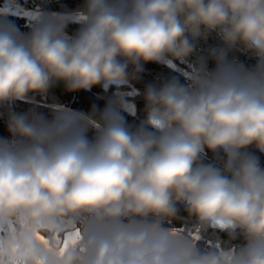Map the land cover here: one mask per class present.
<instances>
[{
	"label": "clouds",
	"instance_id": "9594fccd",
	"mask_svg": "<svg viewBox=\"0 0 264 264\" xmlns=\"http://www.w3.org/2000/svg\"><path fill=\"white\" fill-rule=\"evenodd\" d=\"M69 22L81 25L71 37ZM213 32L223 44L209 54L215 67L200 58L187 84L148 86L134 127L121 94L88 114H9L0 264H264V166L249 151L264 154V0H85L74 13L38 14L28 33L0 20V105L34 104L59 83L130 86L146 63L189 64ZM234 49L257 63L229 61ZM206 151L222 152V165L204 163ZM177 219L196 237L226 232L229 246L200 249L165 226Z\"/></svg>",
	"mask_w": 264,
	"mask_h": 264
},
{
	"label": "trees",
	"instance_id": "16d2710c",
	"mask_svg": "<svg viewBox=\"0 0 264 264\" xmlns=\"http://www.w3.org/2000/svg\"><path fill=\"white\" fill-rule=\"evenodd\" d=\"M3 0H0V3ZM25 8L38 7L46 12H61L69 13L76 12L83 8L85 0H15ZM7 20L14 24L22 33H28L32 29V25L26 23L24 17L19 16H0V20ZM81 25L77 22H69L66 32L74 35ZM223 47L222 41L218 38L215 32L211 33L205 40L203 38L196 42V50L192 57L189 58V64H181L176 61L173 65L162 63H146L143 66V71L137 79L132 80L130 86H123L117 89L115 86L109 87L107 90L101 85L94 86L90 91L80 90L68 92L65 90L64 84L59 83L51 88L45 96L37 95L34 104L17 101L12 104L0 105V137H9L7 129V121L10 113L23 114L30 110L44 118L51 120L54 115L61 109H69L75 112L90 113L95 107L98 111L103 110L110 100L115 95H123L129 102L134 105V113H123L128 124L133 127L138 125L145 118V91L150 85L159 87L166 81L176 78L181 84H187V74L191 72L190 64L196 63L200 58L207 59V66L211 70L215 67V61L209 58V54L214 49ZM228 60L237 64L251 68L257 63V58L250 51L232 50L228 53ZM132 67L129 66V72ZM95 135L94 129H89L87 137L91 140ZM259 157L261 166H264V154L259 153L254 148L249 149ZM201 159L206 164H215L221 166L223 162V153L214 155L210 151L202 153ZM180 215L187 217V213L181 206ZM192 221L186 219H177L171 225L176 231L189 235L194 239L197 247L200 249L222 248L228 247L225 242L228 241L226 232H209L203 237H196L191 234ZM244 243L243 237H238L231 242L232 246H239Z\"/></svg>",
	"mask_w": 264,
	"mask_h": 264
},
{
	"label": "rangeland",
	"instance_id": "374dc122",
	"mask_svg": "<svg viewBox=\"0 0 264 264\" xmlns=\"http://www.w3.org/2000/svg\"><path fill=\"white\" fill-rule=\"evenodd\" d=\"M15 4L18 5V10L15 6H10L8 4V0H3L0 3V16H8V15H13V16H19V17H24L30 24L35 23V17L40 14V13H61V12H46L38 7L34 8H25L21 4L15 1ZM73 13V12H69ZM223 248V247H222Z\"/></svg>",
	"mask_w": 264,
	"mask_h": 264
},
{
	"label": "built area",
	"instance_id": "2783aa9c",
	"mask_svg": "<svg viewBox=\"0 0 264 264\" xmlns=\"http://www.w3.org/2000/svg\"><path fill=\"white\" fill-rule=\"evenodd\" d=\"M26 23H29L27 20H26ZM30 24V23H29ZM35 24V23H34ZM34 24H31L32 26H34ZM68 34V33H67ZM69 37H71L72 35L68 34Z\"/></svg>",
	"mask_w": 264,
	"mask_h": 264
},
{
	"label": "snow or ice",
	"instance_id": "6c2138e0",
	"mask_svg": "<svg viewBox=\"0 0 264 264\" xmlns=\"http://www.w3.org/2000/svg\"><path fill=\"white\" fill-rule=\"evenodd\" d=\"M73 242H74V241H73ZM67 244H68V241L65 240V242H64L65 247L67 246Z\"/></svg>",
	"mask_w": 264,
	"mask_h": 264
}]
</instances>
